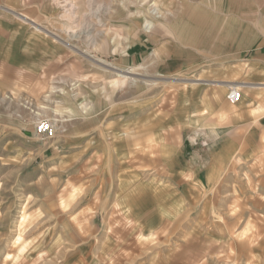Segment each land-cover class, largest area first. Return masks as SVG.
Returning a JSON list of instances; mask_svg holds the SVG:
<instances>
[{
  "label": "rangeland",
  "instance_id": "374dc122",
  "mask_svg": "<svg viewBox=\"0 0 264 264\" xmlns=\"http://www.w3.org/2000/svg\"><path fill=\"white\" fill-rule=\"evenodd\" d=\"M263 47L264 0H0V264H264Z\"/></svg>",
  "mask_w": 264,
  "mask_h": 264
},
{
  "label": "crops",
  "instance_id": "0c3cea01",
  "mask_svg": "<svg viewBox=\"0 0 264 264\" xmlns=\"http://www.w3.org/2000/svg\"><path fill=\"white\" fill-rule=\"evenodd\" d=\"M66 4L76 5L75 2H70V3L67 2ZM66 11L69 12L70 10L66 9ZM157 11H158V8L156 9V13ZM19 15H21L25 19H31L25 13H19ZM38 25L40 26V28H44L41 24H38ZM44 29L46 30V28ZM69 32H74L77 35V37L81 36L80 34L79 35L77 34V31H74L72 29H65L63 32L61 31V32H50V33H52L53 36H55L58 40L65 43L66 41L63 40L62 38H67ZM257 57L259 59L264 58V47L259 49V51L257 52ZM121 74L123 75V77H126L124 72H121ZM209 137L207 136V138ZM148 139H149V136L147 135V133H145L144 136L139 138L140 141H146V140L148 141ZM217 164H218L217 161H215V165ZM210 175L211 174H208V176L207 175L205 176V179L207 181H210L211 179ZM127 183H128L127 181H121V183L119 184V190H121L123 193H125L127 190H130V189L133 190V193H135L136 190H140L139 194L134 198L136 199V204L138 205L132 206L133 201L127 200L126 205L129 207L128 208L122 207L121 211L123 215L125 216V218L128 219L127 223L131 225L132 228L137 229L139 233L142 234L143 236L150 235V236L157 237L161 232L166 230L169 226L176 228V227L181 226L183 221L188 222L189 220L188 218L191 216V212L181 213V211L178 212L179 210L174 212V215L170 216V219L168 221L166 220L167 214L164 212L165 210L159 207L160 206L159 200L162 199V196L160 195L161 188L155 185V183H149V184L140 183L139 185H136V186H135V183L134 184H127ZM156 203H157V207H156L157 210H154L152 209L151 206L152 204L155 205ZM117 204L118 206H120V202H118ZM241 207H244V206H241ZM211 210H203L201 212L200 219L201 217H204V214L209 213ZM238 211H239L238 209L233 210V212H231L229 217L231 216L235 217ZM220 214L223 215V213H220ZM220 219L222 220L223 217H221ZM123 246L124 248L128 247L126 245H123Z\"/></svg>",
  "mask_w": 264,
  "mask_h": 264
},
{
  "label": "built area",
  "instance_id": "2783aa9c",
  "mask_svg": "<svg viewBox=\"0 0 264 264\" xmlns=\"http://www.w3.org/2000/svg\"><path fill=\"white\" fill-rule=\"evenodd\" d=\"M243 93L239 88H231L227 94V99L231 103H237L242 98ZM36 133L44 140L55 136V125L49 121H41L36 125Z\"/></svg>",
  "mask_w": 264,
  "mask_h": 264
},
{
  "label": "bare ground",
  "instance_id": "6f19581e",
  "mask_svg": "<svg viewBox=\"0 0 264 264\" xmlns=\"http://www.w3.org/2000/svg\"><path fill=\"white\" fill-rule=\"evenodd\" d=\"M72 35V34H71ZM71 35H69L70 37H71ZM235 87H238V86H235ZM217 218V217H216ZM256 224H254V226H255ZM253 227V226H252ZM247 229H249V226H248V228ZM257 231V230H256ZM248 237L247 238H249L250 237V232H249V230H248V232H244Z\"/></svg>",
  "mask_w": 264,
  "mask_h": 264
}]
</instances>
